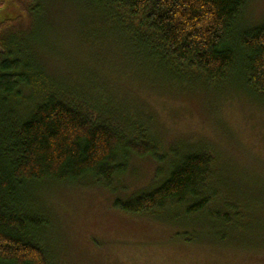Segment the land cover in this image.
<instances>
[{
  "label": "trees",
  "instance_id": "obj_1",
  "mask_svg": "<svg viewBox=\"0 0 264 264\" xmlns=\"http://www.w3.org/2000/svg\"><path fill=\"white\" fill-rule=\"evenodd\" d=\"M15 1L33 18L47 0ZM81 1L98 13L106 29L117 32L113 39L122 47L131 43L145 50L148 61L180 84L212 85L238 68L245 88L264 101V21L236 34L244 0ZM12 20L0 22V264H53L42 240L50 222L27 196L30 186L88 178L111 188L128 170L132 155L163 161L168 154L130 114L135 108L126 99L108 95L104 78L87 80L89 89L82 94V84L73 87L50 77L26 43L27 30L17 29L22 22ZM185 145L174 150L160 183L116 205L136 216L182 212L184 226L192 230L202 227L190 222L201 213L220 228L215 241L225 246L260 229L261 244L240 248L264 249L256 199L218 181L214 190L209 187L207 173L215 170L220 155L202 140Z\"/></svg>",
  "mask_w": 264,
  "mask_h": 264
},
{
  "label": "rangeland",
  "instance_id": "obj_2",
  "mask_svg": "<svg viewBox=\"0 0 264 264\" xmlns=\"http://www.w3.org/2000/svg\"><path fill=\"white\" fill-rule=\"evenodd\" d=\"M13 18L22 22L17 29L27 30L26 43L50 77L73 87L82 84V94L88 82L104 78L108 95L126 99L121 100L137 112L129 113L168 154L163 161L132 155L111 188L88 178L30 186L27 196L50 222L42 240L53 264H264V249L240 248L261 244L260 229L225 246L215 241L220 228L201 213L190 222L202 227L192 230L184 226L182 212L136 216L116 205L150 191L166 177L174 150L202 140L220 155L215 170L207 173L209 187L214 190L218 181L247 193L256 199V215L264 223V101L245 88L238 68L212 85L184 86L148 61L145 50L131 43L122 47L113 39L117 32L106 29L81 0H47L33 18L15 0H0V22ZM263 21L264 0H244L236 34ZM187 232L191 235L184 239Z\"/></svg>",
  "mask_w": 264,
  "mask_h": 264
}]
</instances>
